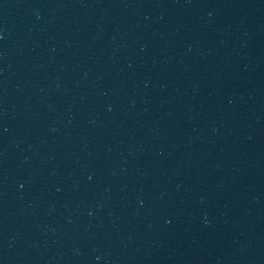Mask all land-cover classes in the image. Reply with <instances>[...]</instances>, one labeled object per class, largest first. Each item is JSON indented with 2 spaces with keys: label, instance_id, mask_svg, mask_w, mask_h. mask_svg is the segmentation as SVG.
<instances>
[{
  "label": "water",
  "instance_id": "water-1",
  "mask_svg": "<svg viewBox=\"0 0 264 264\" xmlns=\"http://www.w3.org/2000/svg\"><path fill=\"white\" fill-rule=\"evenodd\" d=\"M74 264H264V0H211L142 158Z\"/></svg>",
  "mask_w": 264,
  "mask_h": 264
}]
</instances>
